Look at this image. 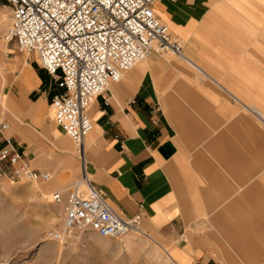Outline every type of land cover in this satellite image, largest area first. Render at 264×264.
<instances>
[{"label": "crops", "instance_id": "obj_1", "mask_svg": "<svg viewBox=\"0 0 264 264\" xmlns=\"http://www.w3.org/2000/svg\"><path fill=\"white\" fill-rule=\"evenodd\" d=\"M153 12L183 58L152 55L94 102L88 181L120 218L140 214L173 264H264V176L240 153L247 115L264 114V0H158ZM1 62L4 137L59 192L81 179L53 126L60 90L35 58Z\"/></svg>", "mask_w": 264, "mask_h": 264}, {"label": "built area", "instance_id": "obj_2", "mask_svg": "<svg viewBox=\"0 0 264 264\" xmlns=\"http://www.w3.org/2000/svg\"><path fill=\"white\" fill-rule=\"evenodd\" d=\"M158 0H0L11 10L5 36L18 53L33 54L38 66L60 92L50 99L55 126L77 148L81 179L52 194L55 204L65 196L63 232H93L118 240L140 233L142 217L125 220L109 206L105 194L87 178L84 141L93 129L88 112L119 84L134 66L152 55L170 53L182 59V43L153 12ZM0 124V188L22 182L48 183L51 175L34 170L21 145L4 137ZM60 232L50 235L61 240Z\"/></svg>", "mask_w": 264, "mask_h": 264}, {"label": "rangeland", "instance_id": "obj_3", "mask_svg": "<svg viewBox=\"0 0 264 264\" xmlns=\"http://www.w3.org/2000/svg\"><path fill=\"white\" fill-rule=\"evenodd\" d=\"M0 11L9 12L7 18H0L1 59H36L33 54L18 53L13 42L6 43L11 10L0 3ZM157 56L179 59L170 53ZM145 61L138 62L132 70ZM3 75L1 62L0 80ZM92 133L93 130L86 139ZM245 139L247 145L240 153L252 156L246 171L262 170L264 176V114L247 115ZM63 145L77 161V148L66 135ZM77 164L79 168L78 161ZM48 183L22 182L0 188V264H173L159 243L142 232L118 240L102 239L93 232L64 233V205L53 203V191L46 189ZM54 231L61 233V240H50Z\"/></svg>", "mask_w": 264, "mask_h": 264}, {"label": "bare ground", "instance_id": "obj_4", "mask_svg": "<svg viewBox=\"0 0 264 264\" xmlns=\"http://www.w3.org/2000/svg\"><path fill=\"white\" fill-rule=\"evenodd\" d=\"M9 16V12L8 11H0V18H7ZM129 236V235H127ZM125 236V237H127Z\"/></svg>", "mask_w": 264, "mask_h": 264}]
</instances>
